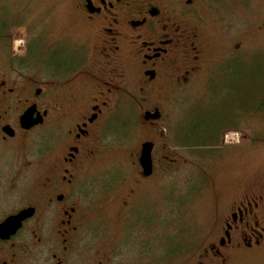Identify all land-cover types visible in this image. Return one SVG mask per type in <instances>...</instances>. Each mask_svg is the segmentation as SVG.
Returning a JSON list of instances; mask_svg holds the SVG:
<instances>
[{"label": "flooded vegetation", "instance_id": "1", "mask_svg": "<svg viewBox=\"0 0 264 264\" xmlns=\"http://www.w3.org/2000/svg\"><path fill=\"white\" fill-rule=\"evenodd\" d=\"M209 6V0L0 2V264L170 258L172 251L156 256L162 239L144 240L143 251L129 242L139 241L136 234L168 232L165 216L148 217L141 204L167 189L178 194L176 169L184 163L171 152L173 129L159 105L204 73L214 55L200 27ZM65 10L71 24L62 28ZM127 107L136 121L113 131V118ZM225 132L216 131L213 142L232 148ZM144 144L151 146L148 175L139 162ZM122 147L129 149L127 168L98 176L105 155ZM215 203L194 264H225L231 253L263 240L260 193H241L222 215ZM174 252L185 264L184 249Z\"/></svg>", "mask_w": 264, "mask_h": 264}, {"label": "rangeland", "instance_id": "2", "mask_svg": "<svg viewBox=\"0 0 264 264\" xmlns=\"http://www.w3.org/2000/svg\"><path fill=\"white\" fill-rule=\"evenodd\" d=\"M209 4L200 27L214 55L204 73L178 91L170 102L159 105L165 110L167 128L173 129L171 152L175 153V160L181 158L184 163L176 169L178 194L167 189V195L146 197L141 204L146 216H165L168 232L159 229L153 236L136 234L134 238L138 236L139 241L129 242V246L143 251L142 244L147 239H162L155 248L156 256L172 253L170 258H159L154 264H182V253L174 252L181 248L185 264H194L191 256L205 244L215 217L216 200L220 215L226 204L245 191L260 193L264 201V0H209ZM2 10L0 29L5 26ZM67 13L62 12V28L71 24ZM54 18L51 17L53 24ZM236 45L239 49H235ZM129 110L127 107L113 118V131L120 133L136 121L137 112L134 117ZM209 128L214 132L225 130L226 141L232 148H219L218 143L192 147L198 138L194 136ZM113 150L105 155V167L98 174L101 178H110L104 175L105 171L128 166L129 149ZM260 227L264 229V220ZM225 264H264V236L258 246L228 255Z\"/></svg>", "mask_w": 264, "mask_h": 264}, {"label": "trees", "instance_id": "3", "mask_svg": "<svg viewBox=\"0 0 264 264\" xmlns=\"http://www.w3.org/2000/svg\"><path fill=\"white\" fill-rule=\"evenodd\" d=\"M212 128V127H211ZM202 129L200 132H198L194 137L197 138V143L191 144L192 147H210L215 144L214 139L217 137L215 136V132L211 129Z\"/></svg>", "mask_w": 264, "mask_h": 264}, {"label": "water", "instance_id": "4", "mask_svg": "<svg viewBox=\"0 0 264 264\" xmlns=\"http://www.w3.org/2000/svg\"><path fill=\"white\" fill-rule=\"evenodd\" d=\"M150 145L149 144H144L142 147V153L139 159V162H141V166L143 169V172L145 175L149 174V170L151 167V162H150Z\"/></svg>", "mask_w": 264, "mask_h": 264}]
</instances>
